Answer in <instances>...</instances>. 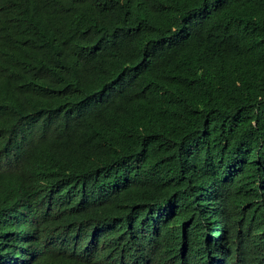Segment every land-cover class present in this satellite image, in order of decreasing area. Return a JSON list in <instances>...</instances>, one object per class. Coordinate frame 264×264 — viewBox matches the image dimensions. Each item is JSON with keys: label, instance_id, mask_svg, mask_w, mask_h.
Masks as SVG:
<instances>
[{"label": "trees", "instance_id": "trees-1", "mask_svg": "<svg viewBox=\"0 0 264 264\" xmlns=\"http://www.w3.org/2000/svg\"><path fill=\"white\" fill-rule=\"evenodd\" d=\"M0 264H264V0H0Z\"/></svg>", "mask_w": 264, "mask_h": 264}]
</instances>
